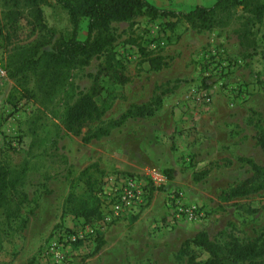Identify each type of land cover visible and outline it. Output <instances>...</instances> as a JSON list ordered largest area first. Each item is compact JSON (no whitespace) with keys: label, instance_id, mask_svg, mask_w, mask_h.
I'll use <instances>...</instances> for the list:
<instances>
[{"label":"rangeland","instance_id":"obj_1","mask_svg":"<svg viewBox=\"0 0 264 264\" xmlns=\"http://www.w3.org/2000/svg\"><path fill=\"white\" fill-rule=\"evenodd\" d=\"M147 1L178 11L214 0ZM41 12L43 28L31 29L27 15L9 26L0 2V165L24 164L27 197L20 209L25 226L2 244L0 264H176L180 242L198 231L216 240L228 234L252 239L264 222V189L226 201L220 194L251 174L237 157L257 165L263 161L256 138L264 128V16L245 23L247 14L236 7L226 25L205 31L182 21L168 27L174 20L169 17L139 15L112 23L110 52L122 64L116 72L125 80L114 82L110 72L98 78L101 89L94 99L103 113L89 130L129 104L147 101L156 85L174 78L180 83L162 96L152 116L127 120L107 136L82 143L80 135L63 129L61 118L66 105L91 85L104 55L44 86L31 69L19 68L18 53L43 38L66 36L68 23L52 0L41 5ZM85 23L79 20L78 39L85 36ZM149 56H159L164 64L150 69ZM90 163L101 170V188L117 174L146 181L145 205L91 225L61 215L65 195L82 192L77 173ZM165 168L171 169L169 179ZM174 188L203 211L202 219H172L166 195ZM96 235L102 245L92 253ZM76 239L80 244H72ZM192 249L197 259L204 258Z\"/></svg>","mask_w":264,"mask_h":264},{"label":"trees","instance_id":"obj_2","mask_svg":"<svg viewBox=\"0 0 264 264\" xmlns=\"http://www.w3.org/2000/svg\"><path fill=\"white\" fill-rule=\"evenodd\" d=\"M46 0H0L4 17L9 26H13L23 15L29 16L31 29L43 28L41 5ZM65 13L68 32L64 37L41 39L28 49L19 52L20 67L31 69L46 87H52L61 76L77 66L88 63L92 57L103 56V62L92 75V83L85 91H79L65 107L61 124L66 132L80 135L82 143L107 136L113 129L119 128L127 120H139L152 116L161 106L162 96L172 92L180 83L179 79H170L156 85L149 99L145 102L129 104L116 118L96 125L91 130L87 127L99 119L103 108L95 102L100 92L98 78L110 72L109 78L114 82L125 80L117 68L122 64L115 59L110 48L115 40L112 23L133 20L143 15L149 19L169 17L171 27L182 21L196 31L210 30L226 25L231 18V9L240 7L247 15L244 22L259 20L264 16V0H214L210 5H194L187 10L173 11L156 7L147 0H52ZM85 19L86 33L83 39L77 38L79 20ZM246 38V30L241 32ZM45 47V48H43ZM244 56V55H243ZM146 62L150 69L157 70L164 63L159 56H149ZM87 127V128H86ZM85 128V131H81ZM256 142L263 154L261 165L250 159L237 157L238 161L249 165L251 174L222 191L220 199L229 200L264 189V128L258 134ZM24 164L13 168L0 165V250L8 240L11 232L19 231L26 220L20 216L22 205L27 202L22 191ZM167 179L171 169L162 170ZM101 170L96 163L81 168L77 179L83 190L80 193L69 191L60 206L61 215H70L80 219L82 224L91 225L101 217L99 192ZM18 221L15 225L13 223ZM92 253L102 245V239L96 235ZM76 239L72 244H80ZM195 247L204 253V258L197 259ZM176 264H264V222L252 239H243L228 234L221 240L210 239L204 231L196 232L191 238L180 242L173 255Z\"/></svg>","mask_w":264,"mask_h":264},{"label":"built area","instance_id":"obj_3","mask_svg":"<svg viewBox=\"0 0 264 264\" xmlns=\"http://www.w3.org/2000/svg\"><path fill=\"white\" fill-rule=\"evenodd\" d=\"M99 196L100 218L111 221L137 212L145 205L148 197L147 182L129 174L113 175L106 179ZM166 202L174 220H200L204 217L203 211L185 200L180 189H170Z\"/></svg>","mask_w":264,"mask_h":264},{"label":"crops","instance_id":"obj_4","mask_svg":"<svg viewBox=\"0 0 264 264\" xmlns=\"http://www.w3.org/2000/svg\"><path fill=\"white\" fill-rule=\"evenodd\" d=\"M149 210V206L146 208V209H144L143 211V214H145L146 213V211H148Z\"/></svg>","mask_w":264,"mask_h":264}]
</instances>
